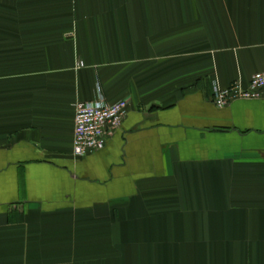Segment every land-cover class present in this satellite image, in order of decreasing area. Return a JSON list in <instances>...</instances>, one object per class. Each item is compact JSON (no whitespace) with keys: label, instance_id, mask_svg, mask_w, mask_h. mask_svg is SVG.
Wrapping results in <instances>:
<instances>
[{"label":"crops","instance_id":"crops-1","mask_svg":"<svg viewBox=\"0 0 264 264\" xmlns=\"http://www.w3.org/2000/svg\"><path fill=\"white\" fill-rule=\"evenodd\" d=\"M263 70L264 0H0V264H264V97L212 101Z\"/></svg>","mask_w":264,"mask_h":264},{"label":"built area","instance_id":"built-area-1","mask_svg":"<svg viewBox=\"0 0 264 264\" xmlns=\"http://www.w3.org/2000/svg\"><path fill=\"white\" fill-rule=\"evenodd\" d=\"M262 97H264V70L254 73L247 85L240 81H234L226 87L215 85L212 101L222 108L234 100ZM128 110L127 99L109 101L101 93L94 100L77 101L73 138L74 155L84 157L104 148L107 140L122 124Z\"/></svg>","mask_w":264,"mask_h":264}]
</instances>
